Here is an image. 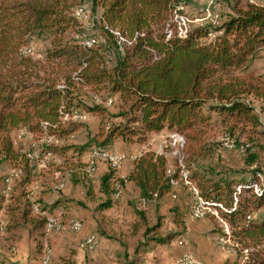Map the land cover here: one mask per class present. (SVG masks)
I'll use <instances>...</instances> for the list:
<instances>
[{"label":"trees","instance_id":"16d2710c","mask_svg":"<svg viewBox=\"0 0 264 264\" xmlns=\"http://www.w3.org/2000/svg\"><path fill=\"white\" fill-rule=\"evenodd\" d=\"M83 1L94 16L90 24L97 38H92L91 46L70 36L84 35L72 12ZM188 1L0 0V168L9 164L21 171L15 186L26 189L37 165L15 147L13 134L20 129L41 139L40 153L64 157L71 152L74 158L93 146L111 149L116 139L140 142L133 137L164 127L186 135L188 141H198L199 126L210 120L205 110L217 112L224 121L261 125L242 98L252 93L264 111V81L263 86L248 83L234 72L247 69L264 45V7L252 3L240 7L236 0L218 28L189 26L182 34L176 16L181 12L178 6ZM211 33L216 34L211 37ZM44 35L48 46L42 60L35 59L26 46L30 38ZM79 113L99 118L91 137L80 146L46 143L49 136L63 141L80 129L88 130V124L76 117ZM246 152L240 176L217 172L214 178L196 173L191 179L208 206L223 209L220 216L230 226L233 239L247 250L244 264H264V145ZM78 167L88 175L86 164ZM75 173L70 175L73 181ZM176 177L167 171L165 152L143 150L126 176L118 177L117 169L108 165L98 177L104 200L97 209L110 208L129 182L138 191V204L157 205ZM2 182L0 208L5 197ZM34 202L48 213L60 204L47 209L41 198ZM25 203L23 219L32 207L30 201ZM129 205L139 217L132 224L137 229L146 217L135 201ZM173 210L174 221L182 225L180 210ZM35 216L30 219L33 227H44L45 219ZM160 227L159 220L153 229ZM169 238L151 236L158 245Z\"/></svg>","mask_w":264,"mask_h":264},{"label":"rangeland","instance_id":"374dc122","mask_svg":"<svg viewBox=\"0 0 264 264\" xmlns=\"http://www.w3.org/2000/svg\"><path fill=\"white\" fill-rule=\"evenodd\" d=\"M238 1L240 2V7H245L247 3L264 7V0ZM235 2L236 0H189L185 5L180 4L178 10L181 12L176 16L178 33L184 34L189 26L195 27L201 25H205L213 31L219 27L220 23L225 19V16L233 11L232 7ZM79 5H76L72 9V12L77 18V24L84 31V35L71 34L70 36L86 44L94 36L97 38L96 32H94L90 24L93 22L94 16L89 11V3L87 1H83ZM80 8L83 9L86 15L88 14L89 18L83 15L81 10H78ZM215 34L211 33L210 36L213 37ZM123 40L125 41V39ZM47 46L48 37L46 35L32 37L26 46V51L33 58L42 60ZM234 76L248 83L263 86L264 45L259 49L257 57L252 60L247 69L235 71ZM242 99L253 108V114L261 122V125L253 126L249 123H237L230 118L224 121V118L217 112L205 110V112L210 114V120L206 125L199 126L200 133L198 135V141H188L186 135L177 132L175 129H168L166 127L159 132L140 133L134 136L133 140L139 138L140 142L138 143H143L146 147L157 150L156 152H165L169 173L175 171L177 163L180 160L187 174L188 181L192 184L195 181L191 179V176L196 173L204 174L205 177L212 176L214 178H217V172L222 175L240 176L242 172L239 171L243 169V161L247 155L246 149L251 148L253 150V148L256 149L257 145H264V136L261 134V131L264 130L263 104L252 93L244 94ZM106 104L110 106L111 100L110 102L107 101ZM89 127L90 124H88L87 128ZM21 132L23 133V131ZM22 133L17 132L13 135L16 141L15 147L20 148L24 152L41 148V139L26 132ZM93 134L94 132L90 129H80L72 136L65 138L60 146H80ZM176 135L177 137L181 136L183 138L182 142H179V145L177 143L171 144V137ZM91 148L95 149L97 147L93 146ZM91 148L82 153V157L79 155L78 157L72 158L70 156L72 153L69 152L58 160L55 157L53 158L54 154L52 152H48L52 159L47 162L46 166L36 167V180L34 179L35 181L27 189H21L15 186L16 179L19 176L15 177L13 173L17 169L13 170L9 164H5L0 168V182L3 176H12L11 185L7 188L5 200L2 202L1 207L4 208L5 212H10L12 217L16 218L14 220L7 216L5 219L17 225L22 224L19 214H21L23 206L27 204L24 201L26 195L33 200L42 198L43 205L47 206V209L55 203V197H57L60 198L58 201L60 208H65V205L69 207L72 203L75 204V202L76 204L80 202L78 205L85 203L86 205L80 207L83 208V212L86 209L88 217L92 216V213H97V216L100 217V212L105 211L106 225L109 226H103L102 228L104 229H91L86 221L85 224L77 219L79 223L81 222V227L83 228V225H86V230L92 232L89 235H93L97 239L95 249L91 251L85 250L84 240L87 235L82 237L83 234H76L81 230L77 232L70 230H65L64 232L49 230V233H45L41 226L38 232L33 235L32 246L26 249H21L20 251L12 243L0 244V264H178L177 259L180 256L187 255L194 258L193 256H195L194 252L196 250L194 246H190L192 243L188 238V231H186L187 227L185 225V216L191 215L192 208L195 205V199L188 190V183H184L183 180L179 182L178 180L175 193H173L175 197H168L169 200L159 201L157 205L154 203L140 205L136 201V198L124 196L119 204H117V207L114 208L111 206L108 209L98 210L97 205L101 200H104V196L99 190L97 192L93 191L91 180L96 179L98 173L102 172L99 168L100 164L106 167H108V164L103 160H93L92 154H89ZM86 153L88 157H85ZM84 160H86L85 171L89 176L81 172L78 167L80 164H83L82 162ZM88 168H91L90 171ZM95 169V174L97 175L94 174L92 176L91 173L92 171L95 172ZM210 169L213 170L212 173H210ZM71 172H76L75 179L79 180V183L86 181L88 185L90 184L91 187L89 189L91 193L83 197L79 195V191L75 190L77 187L75 186L76 184H73V180L70 179ZM12 185L14 189H12ZM22 192H25V194ZM128 195L131 196L130 193ZM125 198L128 204L130 201H135L137 208L145 214L146 223H140L137 229L132 224L135 221L138 222L139 217L135 216L131 208H127L123 202ZM182 202H186V206ZM174 207L180 210L182 214V225H177L174 221ZM54 208L51 210L59 213L60 218L66 220L62 221L52 216L58 222L65 223L72 219L76 220L75 217L77 216L73 217L72 213L68 214L69 217L63 218L59 209L56 211ZM220 210L223 212V209ZM220 210L215 207L204 210L203 218H200V221H203L207 226L199 236L204 240L203 243L212 242V244H215L214 248L224 252L225 256H228V259L223 264H244L247 258V250H242L241 245L233 239L231 228L220 216ZM130 213L134 214V220H129ZM82 216L85 219V213ZM35 217L30 211L29 218L33 220ZM84 219L82 220L84 221ZM159 220L161 221V227L154 230L153 227ZM5 232H7L6 228L4 226L0 227V237H3ZM58 233H61L60 235L70 240V243L66 247L59 246L57 243L49 245L46 242L49 235L57 237L59 235ZM154 235L162 238L170 237V240L164 245H158L151 239V236ZM102 237L105 239L102 254L106 257L105 259H96L99 257L97 248L102 244ZM6 239L9 238L6 237ZM4 240L2 239L0 242ZM199 247L202 248V246ZM256 250L254 248L251 249L252 252H256ZM20 252H23V255H21L22 261H12L16 259V255L21 254ZM91 255H93L92 258ZM217 260L223 262L224 258L222 255H218Z\"/></svg>","mask_w":264,"mask_h":264},{"label":"crops","instance_id":"0c3cea01","mask_svg":"<svg viewBox=\"0 0 264 264\" xmlns=\"http://www.w3.org/2000/svg\"><path fill=\"white\" fill-rule=\"evenodd\" d=\"M108 102H110V100H108ZM84 121L87 124H90V127L88 129L92 130L94 133L97 131L99 118L96 115L87 113L86 116H85ZM21 131H23V133H25L24 129L17 130L15 133H17V132L22 133ZM49 137H51V136H49ZM15 143H16V141H15ZM111 149L113 151H116V152H119V153H123L126 156V158L122 161V163L120 164L119 168L117 169V176L118 177H124V176H126L128 174V172L130 171V169L132 167L133 159L141 151L146 150V149L154 150L153 148L146 147L143 143H138L136 141H134V142L125 141L123 139L114 140L112 145H111ZM154 151H157V150H154ZM46 154H48V153H46ZM82 156L83 155H81L80 157H82ZM54 157L58 160L60 157H63V156L54 154L53 158ZM85 157H88L87 153H86ZM82 163L86 164V160H84ZM36 167L38 168V167H41V166L36 165ZM99 168H100V170H102V172L98 173V176H97L96 179L91 180L92 184H93L92 185V189H93L94 192H97L99 190L98 177H100L104 172L107 171V167L104 166V165L100 164ZM95 173H96V169H95ZM95 175H97V174H95ZM4 177H6V176H3V178H1V179L3 180ZM34 179H35V175L32 177V180H31L30 184L27 187H29L33 183V181L36 180V179L35 180ZM73 182H74L73 184H76L75 186H77L75 190L79 191V195L81 197H83L84 195L85 196L88 195V193H91V190L89 189L91 186H90V184L88 185V183L86 181L84 183H79V180H75ZM2 184H3V182H2ZM60 186H62V184H60ZM27 187H26V189H27ZM175 189L176 188H172L171 191L173 193H175ZM129 193L131 194V196L128 195ZM170 193L171 192L166 194L160 201L169 200L168 197H171ZM4 195L6 196V193H4ZM137 195H138V191H137L136 187L133 185V183L129 182V183L126 184L124 189L120 192L118 199L116 201H114L112 206L114 208L117 207V204H119V202L121 201V199H123L124 196L128 197V198H134L135 199V198H137ZM24 198H25V200H28V201L31 200L28 197V195H26ZM59 199L60 198L55 197V203L54 204H57ZM4 200H5V197H4ZM123 202L125 203V205L127 206L128 209L131 208V206L128 204L126 198H125V200H123ZM79 203L80 202H78V204ZM182 203L185 206L187 204L186 202H182ZM78 204H76V202H75V204L72 203V205L69 206V207H67L65 205V208L64 207L60 208V206L56 205L54 209L56 211H58V209H59V212L62 214L63 218L69 217L68 214L72 213L73 217L77 216V217H75L76 219L81 220L84 223L86 221L87 225H89L91 229H93V228L99 229V228H102L103 226L104 227L105 226H109V225H106L107 221L105 219V217H106L105 216L106 215L105 211L104 212L103 211L100 212V217L97 216L98 215L97 213H94V214L92 213V216L88 217L87 216L88 213L86 214V209H84V212H83L82 211L83 208L80 207V206L86 205V204L85 203L81 204V205H78ZM144 205H146V204H144ZM60 209H61V211H60ZM74 210L77 211V212H75ZM71 211H73V212H71ZM84 213H85V219L82 216ZM48 214H53V216L57 217L58 219H60L62 221H66L64 219H61L60 218V214L55 212V211H53V210H51ZM19 215L21 217V214H19ZM7 216L9 218H12V219L16 220L15 217H12V214L10 212H5L4 208L1 207L0 208V227L4 226L6 228V230H7V232H5V235L3 237H0V241H2V239L3 240L5 239L3 242H0V244L2 245V244L12 243V244L16 245L20 251H21V249H26L27 247L32 246L33 235L38 232L39 228H34L33 227L32 223H30V218L29 217H27L26 219H23L21 217L20 220H21L22 224H18L17 225L16 223H13L12 221L8 222V219H5ZM129 217H130L129 218L130 221L135 219V216H134L133 213H130ZM82 219H84V221ZM103 221H105V222H103ZM9 225H12V226H9ZM185 225L187 227L186 231H188V238H189V240L192 243V244H190V246H194V249L196 250V251L194 250L195 251L194 252L195 256H193L195 260H197L201 264H223V263H225L224 261L226 259H228L227 258L228 256H225L224 252L214 248L215 244H212V242L203 243L204 240H202V238L199 236V234L201 232H203L206 229V226H207V225H205V223L203 221H200V219H195L189 214L188 216L187 215L185 216ZM85 226L83 225V228L81 229V231L77 232L76 234H80V235L83 234L82 237H85L86 235L92 233L91 231H87ZM44 228L45 227H42V229H44ZM102 229H104V228H102ZM44 232L45 233H49V230L46 229V230H44ZM58 234L59 235H57V237H53L52 235H49L47 240H46V242H48L49 245L57 243L59 246L62 245L63 247H66V245L68 243H70L69 242L70 240L65 238L63 235H60L61 233H58ZM6 237L9 238V239H6ZM104 241H105V239H103V237H102L101 238V243L103 245L100 244V246L97 248V253H98L99 257L96 256V257H98L96 259H105V257H106V256H103V254H102V252H103L102 249L104 248ZM199 246H202V248H200ZM98 250H99V252H98ZM20 253L21 254L16 255L15 256L16 259L12 260V261H19V260L22 261V256L21 255H23L22 254L23 252H20ZM218 255L219 256H221V255L223 256V258H224L223 262H220V261L217 260V256ZM92 257H93V255H91V258Z\"/></svg>","mask_w":264,"mask_h":264},{"label":"built area","instance_id":"2783aa9c","mask_svg":"<svg viewBox=\"0 0 264 264\" xmlns=\"http://www.w3.org/2000/svg\"><path fill=\"white\" fill-rule=\"evenodd\" d=\"M81 16V14H79ZM94 40H89L86 42V44L88 46H91L93 44ZM111 100V99H108ZM86 114H82L79 113L78 114V119H85ZM172 142L171 144H175L177 143L179 145V142H182V137L181 136H172ZM46 143L49 145H53V146H60L62 144V140L61 139H57L56 136H52L50 138L46 139ZM26 157L32 161V162H36L37 165L43 167L46 166L47 162L52 159L50 158L49 154H43V152L40 153L39 149H35V150H30L28 152H26ZM126 158L125 154L123 153H119L113 150H106V151H93V160H103L105 162H107V164L109 166H111L112 168L118 169L120 164L122 163V161ZM177 174V177L175 179L170 180V185H171V189L175 188L178 185V178L179 177H186L184 171H182L181 169V163L180 160L177 163V167L174 171ZM21 171H16L13 174H20ZM95 172H92V176L94 175ZM11 181H12V176L8 175L6 177H4V193H7V188L9 185H11ZM188 190L192 193L194 198H197V193H198V189L196 187L195 184H193V188H188ZM170 195L171 197H175V195L173 194L172 191H170ZM30 204L32 206V211H39V214H44L42 213V207L39 206L38 203L34 202L33 199L30 200ZM211 207H206L204 206V203H199V207H193L192 208V213L191 216L193 218H203V210L207 209L209 210ZM52 216L53 214H45V218H46V227L43 230H46L48 226H50V222L52 221ZM96 243H97V239L96 238H90L89 234L87 235V239H86V243L84 245L85 250H94L96 247ZM177 263L178 264H201L200 262L196 261L194 258H192L191 256H187V255H183L180 256L177 259Z\"/></svg>","mask_w":264,"mask_h":264},{"label":"bare ground","instance_id":"6f19581e","mask_svg":"<svg viewBox=\"0 0 264 264\" xmlns=\"http://www.w3.org/2000/svg\"><path fill=\"white\" fill-rule=\"evenodd\" d=\"M115 34H117V33H115ZM122 41H124L122 38H120ZM65 117H66V115H65ZM77 118H78V116H76ZM50 138V137H49ZM93 151H104V150H97V149H93V150H91L90 151V153L89 154H92V156H93ZM89 169V171H90V169L91 168H88ZM181 169H182V171H184V173H185V176L186 177H179L178 178V180H179V182H181V180H183V182L184 183H188V188H193V184L192 183H190L189 181H188V178H187V174H186V172H185V170H184V167H183V165H182V163H181ZM92 170H93V168H92ZM16 171H20V170H16ZM93 172V171H92ZM15 175V177L16 176H19V174H14ZM195 199V205L193 206V207H199V203H204V206H208L205 202H204V200H202L201 199V197H199V195H198V193H197V198H194ZM210 207V206H209ZM220 209H221V207H220ZM31 212L34 214V215H38L40 218H43V219H45V225H44V227H46V218H45V214H48L47 213V211H42V213H44V214H39V211H32V207H31ZM203 215H204V210H203ZM81 222L79 223L78 221H77V219L76 220H69L68 222H65V223H61L60 221L58 222L57 220H55L54 218H52V221L50 222V226H48L47 227V230H55V231H74V232H77V231H79V230H81L80 228H82L81 227ZM89 237L90 238H95L93 235H89ZM86 239H87V237L85 238V240H84V245H85V243H86ZM227 241H229L228 239H227ZM226 241V242H227ZM91 251V250H90Z\"/></svg>","mask_w":264,"mask_h":264}]
</instances>
